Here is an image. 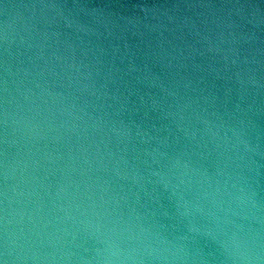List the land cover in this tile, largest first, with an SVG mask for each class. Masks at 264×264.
Returning a JSON list of instances; mask_svg holds the SVG:
<instances>
[{"label":"water","instance_id":"95a60500","mask_svg":"<svg viewBox=\"0 0 264 264\" xmlns=\"http://www.w3.org/2000/svg\"><path fill=\"white\" fill-rule=\"evenodd\" d=\"M0 264H264V0H0Z\"/></svg>","mask_w":264,"mask_h":264}]
</instances>
